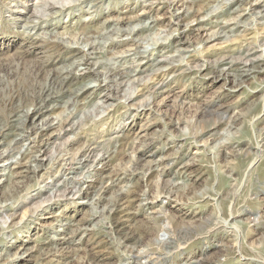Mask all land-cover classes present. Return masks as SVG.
I'll list each match as a JSON object with an SVG mask.
<instances>
[{
  "label": "rangeland",
  "instance_id": "obj_1",
  "mask_svg": "<svg viewBox=\"0 0 264 264\" xmlns=\"http://www.w3.org/2000/svg\"><path fill=\"white\" fill-rule=\"evenodd\" d=\"M0 264H264V0H0Z\"/></svg>",
  "mask_w": 264,
  "mask_h": 264
},
{
  "label": "bare ground",
  "instance_id": "obj_2",
  "mask_svg": "<svg viewBox=\"0 0 264 264\" xmlns=\"http://www.w3.org/2000/svg\"><path fill=\"white\" fill-rule=\"evenodd\" d=\"M247 67V66H246ZM247 69V68H246ZM260 70V69H259ZM244 71H246V70H244ZM253 71V70H252ZM247 74V73H246ZM90 89H93V87H91V86H87V87H85V90H90ZM27 173V172H26ZM18 176V175H17ZM21 176V175H20ZM170 227V226H169ZM168 228V227H167ZM161 231H164V229H161ZM138 254V253H137ZM26 256H28V254H27V252L24 250L23 252H21L18 256H16V257H18L19 259H25L26 258Z\"/></svg>",
  "mask_w": 264,
  "mask_h": 264
}]
</instances>
